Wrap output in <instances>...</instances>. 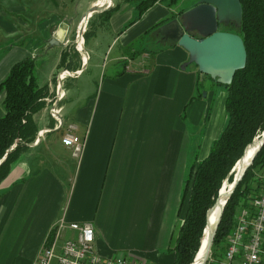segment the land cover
<instances>
[{
  "label": "crops",
  "instance_id": "crops-1",
  "mask_svg": "<svg viewBox=\"0 0 264 264\" xmlns=\"http://www.w3.org/2000/svg\"><path fill=\"white\" fill-rule=\"evenodd\" d=\"M155 6L133 21L119 15L121 6L107 22L84 29L87 63L77 49V26L57 14H42L33 31L7 48L1 62L10 60L0 65V83L15 63L32 57L35 80L47 87L48 96L58 95L57 80L66 94L59 106L49 100L34 116L39 133L45 132L0 188V227L8 237H23L13 243L14 250L20 246L25 255H38L48 230L62 218L92 221L103 255L118 250L157 255L150 252L156 243L173 248L181 223L178 170L185 168L188 149L204 136L206 143L218 137L216 122L204 126L210 114L209 109L204 113L201 92L217 84L204 79L188 64L189 53L160 31L168 12ZM67 70L79 73L60 80ZM3 100L0 94V117ZM54 107L64 124L77 126L86 140L81 160L62 145L64 129L56 128ZM116 220H122L119 227H111L126 231L118 237L109 228L104 237L103 228ZM165 255L158 262L173 264V256Z\"/></svg>",
  "mask_w": 264,
  "mask_h": 264
},
{
  "label": "trees",
  "instance_id": "trees-1",
  "mask_svg": "<svg viewBox=\"0 0 264 264\" xmlns=\"http://www.w3.org/2000/svg\"><path fill=\"white\" fill-rule=\"evenodd\" d=\"M134 1L139 19L165 0ZM179 1L168 0L170 6H176ZM240 2L243 9L242 26L236 27L231 23L220 25V30L242 37L247 50V64L236 72L232 84L225 86L228 91L225 101L228 115L226 128L213 144L209 155L202 161H196L190 169L179 210L183 225L174 249V264L193 263L200 248L208 212L216 204L224 182L233 183V168L246 149L264 133V0ZM118 8L103 13L105 22ZM34 72L35 60L27 57L15 63L0 83V92L5 94L3 103L6 110L0 118V162L8 153L7 159L0 165V185L38 135L34 115L45 107L48 89L37 84ZM260 169H264V146L224 209L214 239V247L220 251V255L226 251L227 239L236 227L238 213L263 190L264 181L257 173Z\"/></svg>",
  "mask_w": 264,
  "mask_h": 264
},
{
  "label": "bare ground",
  "instance_id": "bare-ground-1",
  "mask_svg": "<svg viewBox=\"0 0 264 264\" xmlns=\"http://www.w3.org/2000/svg\"><path fill=\"white\" fill-rule=\"evenodd\" d=\"M106 5H107V3L102 4V1H100L98 4V6H100L101 8L105 7ZM88 17L89 16L87 15L84 18V21L81 23V26H82L81 29L84 27L87 28L86 26L89 23V18H90V17L89 18ZM166 20H168V19H166ZM92 27H93V25H92ZM219 30H220V26H219ZM84 37L85 36L82 35V38H80V41H79V46L78 47L76 46V47L82 54L84 53V55H85L84 61H85V63H87V60L89 59V57H88L87 53L84 52V45L82 44L83 43L82 39H84ZM77 38H78V36H77ZM188 64H193V65L197 66L195 63H189L188 62ZM78 73L79 72L72 73L69 70H67V71H64L61 75H59L58 78H60L62 75H63V77H68V78L69 77H76L75 75H77ZM60 80H62V77L60 78ZM60 85H61V82L59 80H57L56 86H58V90H57L58 95L56 94V98H51L50 96L47 95V97L44 99V101L46 103L45 107L47 105H49L48 104L49 100H51L52 101L51 103L53 105H55V107H56V105L59 106L60 102L65 99L64 97L66 96V94L64 91L60 92L61 91ZM223 86H225V85H223ZM45 88L47 90V87H45ZM59 93H60V96H59ZM0 94H3L4 98H5V94L3 92H0ZM227 96H226V99H227ZM226 99H225V101H226ZM3 106H4V103H3ZM55 107L50 108V113H51V116L54 118V120L57 123L56 128L58 130L64 129V132H63L62 138H61L62 145L72 152V155L74 158L81 160V158L85 152V149H86V140L82 139L77 134V130H78L77 126H75L73 124H69V125L64 124V121L60 117V113L54 112V110L56 111ZM4 109H5V107H4ZM5 113H6V110H5ZM2 117H0V118H2ZM37 129H38V127H37ZM44 132L45 131L39 133V130H38L37 138L33 144L29 145V149L31 146L38 143L39 136L42 135ZM263 134L261 136L257 137L254 141L255 144L248 148L246 155L244 156L243 167L239 163L240 162V160H239L238 163L233 168V171H232V173H234L233 183L230 184L228 181L224 182V184H223V186L219 192V196L217 198L216 204L208 212L207 224H206V227H205L204 232H203V237L201 239L200 248H199L192 264H209V263H211V264H249V262L247 260V255L249 254V249L252 247V244L254 242V236H255L254 230L261 231V238H262L260 243H259L260 244V253H259L260 260L255 261V263L264 264V221H261V224H257L259 222L260 211L264 214V186H263V190H262L260 196H258L254 200L250 201L248 206L241 209L240 212L238 213V215L236 217V227L227 239V248H226L225 253L223 255H220V251H218L214 247V239H215L218 227L220 225L224 209H225L229 199L233 195L235 188L237 187V185L241 181V177L244 176V174L246 173L244 171L245 166L254 156V154L257 150L258 144L263 137ZM68 135H73L76 138L77 142L74 145H67L66 144L65 139L68 137ZM22 156L20 157V159L22 158ZM7 157H8V153L2 159V161L0 162V165L7 159ZM11 172H12V170H11ZM11 172H10V174H11ZM10 174H9V176H10ZM9 176L2 182V184L0 185V188L2 187L4 182L9 178ZM235 179L236 180L239 179V181L233 190V184L235 182ZM262 179L264 181V178H262ZM186 182H187V180H186ZM185 186H186V184H185ZM232 190H233V192H232ZM231 192H232L231 196H228V194ZM183 193H184V191H183ZM1 195L2 194L0 193V198H1ZM182 196H183V194H182ZM181 203H182V197H181L180 206H181ZM180 206H179V210H180ZM179 210H178V216L181 219V223H180L179 228H178L177 233H176L174 246H173V248H170V246H169V250L166 253V255L171 254L173 256V264H174V259H175L174 249L176 247V242H177V239H178L179 234H180V230H181L182 225H183V218L179 215ZM210 212H211L210 221L208 223ZM243 217H245V220H246V228H245L244 232L242 233V238L240 239L239 243L237 245H235L236 252L233 253L234 256L232 257V259H230L229 255L232 251V248L234 247L233 241L237 239L238 234H239V230L243 226V224H242V218ZM219 220H220V222H219ZM118 222H122V220L113 221L112 223H109L108 226H118L119 227ZM109 228L112 231V233L114 232V234H116L118 237L120 236L118 228H113V227H109ZM1 232H2V229L0 227V233ZM119 239L120 238L117 239V242L119 241ZM145 239H147V238L145 237L144 240ZM147 240L150 241V238ZM69 243H70V249L66 248V246ZM121 251H123V250H121ZM128 253H129V255H136V254H133V252L128 251ZM115 255H116L115 253L112 255H103L102 253H100L98 246H97V231H96L95 224L92 221L71 222V221H68L66 218H62L50 227V229L48 230V233L44 239V242L42 243V246L40 248L38 255H36L35 258L31 260L30 264H84V261H87V264H99L98 257H100L106 261H108V260H112V261L123 260V261H127L131 264H150L145 257H141L140 255L134 256L131 258H129L127 256H115Z\"/></svg>",
  "mask_w": 264,
  "mask_h": 264
},
{
  "label": "rangeland",
  "instance_id": "rangeland-1",
  "mask_svg": "<svg viewBox=\"0 0 264 264\" xmlns=\"http://www.w3.org/2000/svg\"><path fill=\"white\" fill-rule=\"evenodd\" d=\"M100 1H102V4L107 3V5L105 7H102V11H97L93 13L92 8L100 7L98 6ZM199 1L200 0H180L176 6H170L168 0H165L158 3L155 7L165 9L168 12L166 19L169 20L172 17H177L183 14L184 11L187 12L191 10L197 5ZM117 6H119V8L116 11H118L121 6L123 7L119 11V15L123 16L125 21L127 20V16L131 17L132 21L138 18L139 12L136 8V3L134 0H0V46H2V44L5 42V39L12 38L10 43H8L5 47L0 48V65L3 66L4 63L10 60L6 59V62H1L7 55V48L14 46L17 43V38H24V36H26L27 31H33L32 28L36 24V21H38V17H41L42 14H57L59 15L60 21H63L65 19L63 22L69 21L70 24H75V26H77L78 34L82 33V35H85L86 33L83 31V29L88 30L89 27L92 28V25L93 27L97 28V24L100 21L105 22V16L103 13H108L109 11H112L117 8ZM100 12L103 14V16ZM87 15L90 16L89 22L92 24L89 25L88 23L86 26L87 28L84 27L81 29V23L84 21V18ZM132 21L127 22L125 24L129 25ZM165 22H167V20ZM107 26L108 24L106 25V27ZM195 36L200 38L198 34H195ZM30 38L33 37L31 36ZM28 40L30 41V39ZM196 67L198 68V66ZM201 75H203L204 79L208 78V75H205L203 73H201ZM212 81H215V83L217 82L213 79ZM202 88L204 89V84H202ZM201 92L204 101H206V103L203 104L204 113H206V111L209 109L208 113L210 114V117L206 121L204 120V126L206 123V129H208L212 120L213 127L216 122L219 130L217 138L219 139L223 130L228 124V115L225 109V99L228 95L227 88L218 84L210 85L207 90H201ZM57 111L58 110L56 109V113H58ZM193 122V119L191 117H188V126L192 127ZM215 138L216 137H213L212 141L206 143L204 136L203 142L201 141L200 143L199 141L198 146L196 148L193 145L190 149H188L185 168L181 167V169L178 170V177L179 175H181L182 194L185 189L186 180L188 178L192 165L196 161H198L197 158L202 161L209 155L215 140H217V138ZM254 144L255 143L253 142L250 146ZM247 150L248 148L246 149V151ZM244 156L242 158H244ZM184 169L185 175L183 176ZM257 173L258 176L264 178V169L258 170ZM109 227L111 226L103 228L104 237H106L107 230L109 229ZM124 231H126L125 228L119 229V234L121 235ZM22 238V236L16 235L8 237L3 231L0 233V264H30L31 260L34 259L36 255H25L22 250H18L20 246L17 247V249L15 250L13 249V243L19 242V240H21ZM150 247V252L157 251V255H141V257H145L150 264H160L157 258L160 256V254L163 255L168 252L169 244L156 243L154 245H150ZM2 252L6 253V255H2ZM115 254V256H127L129 258L139 256L129 255L128 250H118V252Z\"/></svg>",
  "mask_w": 264,
  "mask_h": 264
},
{
  "label": "water",
  "instance_id": "water-1",
  "mask_svg": "<svg viewBox=\"0 0 264 264\" xmlns=\"http://www.w3.org/2000/svg\"><path fill=\"white\" fill-rule=\"evenodd\" d=\"M102 10L101 7L92 8L93 13ZM242 18L243 9L240 0H200L191 10L169 19L162 25L160 31L189 53V63H195L199 72L226 86L232 84L237 71L246 67L247 50L240 35L222 32L219 26L234 23L236 27H241ZM66 27V24H63L61 30L65 32ZM263 145L264 134L254 156L246 164L245 172L253 164ZM243 160L244 158L239 162L242 167ZM238 181L239 179H235L233 190ZM232 192L228 196H231Z\"/></svg>",
  "mask_w": 264,
  "mask_h": 264
},
{
  "label": "built area",
  "instance_id": "built-area-1",
  "mask_svg": "<svg viewBox=\"0 0 264 264\" xmlns=\"http://www.w3.org/2000/svg\"><path fill=\"white\" fill-rule=\"evenodd\" d=\"M83 31H84V29H83ZM78 38H82V33L78 34ZM61 77L63 78V75ZM59 96H60V93H59ZM54 112H56V111L54 110ZM65 142L67 145H74L77 141L73 135H68V137L65 139ZM261 221H264V214L260 211L259 222L257 224H261ZM242 224H243V226L239 230V234H238L237 239L233 241L234 247L232 248V251L229 255L230 259H232V257L234 256L233 253L236 252L235 245H237L239 243L240 239L242 238V233L244 232V230L246 228L245 217L242 218ZM254 235H255L254 236V242L252 244V247L249 249V254L247 255V260H248L249 264H259V263H255V261L260 260V255H259L260 244L259 243L262 239L261 238V231L254 230ZM66 248L70 249V243L66 246ZM98 261H99V264H131V263H129L127 261H123V260H116V261L108 260V261H106L100 257H98ZM84 264H87V261H84Z\"/></svg>",
  "mask_w": 264,
  "mask_h": 264
}]
</instances>
